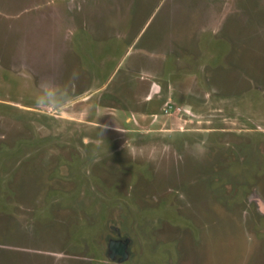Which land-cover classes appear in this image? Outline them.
I'll return each instance as SVG.
<instances>
[{
    "label": "rangeland",
    "instance_id": "374dc122",
    "mask_svg": "<svg viewBox=\"0 0 264 264\" xmlns=\"http://www.w3.org/2000/svg\"><path fill=\"white\" fill-rule=\"evenodd\" d=\"M0 264H264V0H0Z\"/></svg>",
    "mask_w": 264,
    "mask_h": 264
}]
</instances>
